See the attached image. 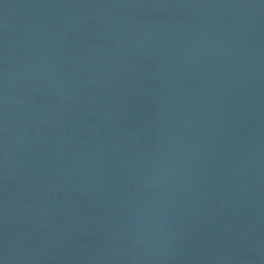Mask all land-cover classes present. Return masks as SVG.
Listing matches in <instances>:
<instances>
[{
    "label": "water",
    "instance_id": "water-1",
    "mask_svg": "<svg viewBox=\"0 0 264 264\" xmlns=\"http://www.w3.org/2000/svg\"><path fill=\"white\" fill-rule=\"evenodd\" d=\"M0 264H264V0H0Z\"/></svg>",
    "mask_w": 264,
    "mask_h": 264
}]
</instances>
